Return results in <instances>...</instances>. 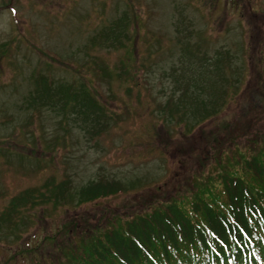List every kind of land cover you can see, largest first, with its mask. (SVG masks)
Returning a JSON list of instances; mask_svg holds the SVG:
<instances>
[{"label": "rangeland", "instance_id": "rangeland-1", "mask_svg": "<svg viewBox=\"0 0 264 264\" xmlns=\"http://www.w3.org/2000/svg\"><path fill=\"white\" fill-rule=\"evenodd\" d=\"M118 15L127 22L121 45L87 46L89 36ZM2 49L0 211L23 190L63 173L77 189L101 178L118 183L121 192L96 202L78 203L77 192L67 205L37 203L36 197L18 206L14 222L0 229V264H33L30 248L40 251L41 236L74 214L90 220L135 206L151 187L170 194L179 182L190 184L189 171L198 165L187 149L232 116L250 117L247 133H264V0H0ZM41 72L89 80L108 110V127L88 133L89 127L50 108L26 109L32 79ZM223 79L232 98L212 119H160L161 113L176 115L168 110L172 105L183 112L178 103L216 93ZM253 87L262 100L249 111ZM167 98L176 103L167 108ZM235 135L239 144L261 139Z\"/></svg>", "mask_w": 264, "mask_h": 264}, {"label": "trees", "instance_id": "trees-1", "mask_svg": "<svg viewBox=\"0 0 264 264\" xmlns=\"http://www.w3.org/2000/svg\"><path fill=\"white\" fill-rule=\"evenodd\" d=\"M126 25L125 18L118 15L89 36L87 46L118 48L125 39ZM4 51L0 50V56ZM182 61L179 58V62ZM88 81L85 77L77 82L64 81L49 73H38L24 100L25 108H50L59 113L62 120L89 127L85 129L88 133L103 131L108 127L110 115L94 96L95 86ZM226 81L223 79L216 93L198 94L188 103H178L181 109L185 107L183 112L177 104L168 108L174 100L167 98L164 106L178 112L175 116L171 112L161 113L160 119L174 122L184 117L195 123L212 119L219 109H225L226 100L232 98L227 95ZM256 92L258 87H253L247 95L246 110H254L253 101L262 100ZM238 94L239 91L235 96ZM185 110L188 111L183 116ZM226 119L223 116V120ZM249 119L244 116L241 121L232 116L208 131L205 138L201 137L196 148L199 152L193 147L187 149L191 162L198 165V169L189 171L190 184L178 181L179 186L170 194L151 187L143 193L144 201L135 206L95 213L90 220L83 214H74L52 233L41 236L40 251L37 245L30 248L31 262L264 264V133H247L244 124ZM259 124L264 127V119ZM235 133L261 139L239 144ZM223 142L226 143L222 145ZM202 158L209 160L210 165L203 163ZM77 192V202L84 203L121 191L112 179L96 178L77 189L70 175L63 173L60 178L51 175L39 187L25 189L9 200L0 211V229H8L17 215L16 208L33 202L36 197L37 203L67 205L71 195Z\"/></svg>", "mask_w": 264, "mask_h": 264}]
</instances>
